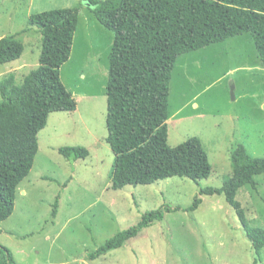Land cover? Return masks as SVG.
I'll return each mask as SVG.
<instances>
[{"label":"rangeland","instance_id":"rangeland-1","mask_svg":"<svg viewBox=\"0 0 264 264\" xmlns=\"http://www.w3.org/2000/svg\"><path fill=\"white\" fill-rule=\"evenodd\" d=\"M73 7L79 8V25L60 75L78 110L51 114L39 132L33 168L18 188L13 214L0 223V243L19 264H255L245 227L223 195H202L197 210L185 211L201 187H221L232 175L231 154L239 144L264 158V66L252 35L182 54L173 70L168 144L199 137L209 155L210 177L195 183L174 176L115 190V154L105 140L114 35L85 0H0V39L20 33L25 46L18 60L0 64V78L14 72L22 84L39 65L42 35L29 24L31 15ZM65 146H81L89 154L66 159L59 152ZM256 181V187L242 188L237 200L250 224L264 227V174ZM164 205L181 210L167 212L121 248L88 258L146 212ZM258 264H264V249Z\"/></svg>","mask_w":264,"mask_h":264},{"label":"trees","instance_id":"trees-1","mask_svg":"<svg viewBox=\"0 0 264 264\" xmlns=\"http://www.w3.org/2000/svg\"><path fill=\"white\" fill-rule=\"evenodd\" d=\"M100 24L114 35L106 84V142L115 154L112 188L148 185L170 177L195 183L212 173L209 155L197 136L168 144L169 96L173 70L182 54L250 33L264 66V0H85ZM42 41L39 65L18 84L14 72L0 78V223L14 212L18 188L30 174L38 134L49 116L74 112L77 100L63 83L60 68L70 59L79 25V8H58L31 15ZM20 33L0 39V64L18 60L25 46ZM66 158L88 156L81 146L60 147ZM232 175L221 187H201L185 211H195L202 195H223L236 211L251 242L255 264L264 249V227L253 226L237 194L256 187L264 174V158L239 144L231 154ZM180 206L146 212L134 226L117 233L88 258L94 260L121 248L167 212ZM58 201L52 215L56 216ZM2 229H0V235ZM0 264H19L0 243Z\"/></svg>","mask_w":264,"mask_h":264},{"label":"crops","instance_id":"crops-1","mask_svg":"<svg viewBox=\"0 0 264 264\" xmlns=\"http://www.w3.org/2000/svg\"><path fill=\"white\" fill-rule=\"evenodd\" d=\"M74 94H77V93L74 92ZM83 97H84L83 95L80 96V98H83ZM77 110H78V109H77ZM24 191L27 192L26 190H24Z\"/></svg>","mask_w":264,"mask_h":264},{"label":"clouds","instance_id":"clouds-1","mask_svg":"<svg viewBox=\"0 0 264 264\" xmlns=\"http://www.w3.org/2000/svg\"><path fill=\"white\" fill-rule=\"evenodd\" d=\"M86 2V1H85ZM86 4L89 6V4L86 2Z\"/></svg>","mask_w":264,"mask_h":264}]
</instances>
